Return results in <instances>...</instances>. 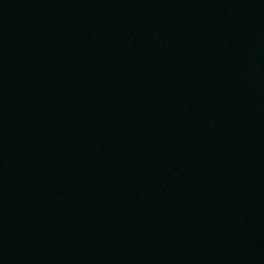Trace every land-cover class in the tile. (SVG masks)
I'll return each mask as SVG.
<instances>
[{"label":"water","instance_id":"water-1","mask_svg":"<svg viewBox=\"0 0 264 264\" xmlns=\"http://www.w3.org/2000/svg\"><path fill=\"white\" fill-rule=\"evenodd\" d=\"M0 264H264V0H0Z\"/></svg>","mask_w":264,"mask_h":264}]
</instances>
